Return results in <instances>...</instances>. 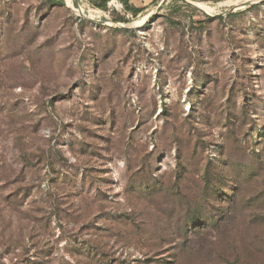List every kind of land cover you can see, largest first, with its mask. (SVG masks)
I'll list each match as a JSON object with an SVG mask.
<instances>
[{"label":"rangeland","instance_id":"1","mask_svg":"<svg viewBox=\"0 0 264 264\" xmlns=\"http://www.w3.org/2000/svg\"><path fill=\"white\" fill-rule=\"evenodd\" d=\"M91 1L0 0V264H264V0Z\"/></svg>","mask_w":264,"mask_h":264},{"label":"trees","instance_id":"2","mask_svg":"<svg viewBox=\"0 0 264 264\" xmlns=\"http://www.w3.org/2000/svg\"><path fill=\"white\" fill-rule=\"evenodd\" d=\"M91 2L95 7L102 9V10H107L108 9V3L110 2V0H92ZM123 3L125 5L126 9L128 11L132 12V14L134 16H137L138 14H140L142 12V9L132 7L129 4L128 0H123Z\"/></svg>","mask_w":264,"mask_h":264},{"label":"water","instance_id":"3","mask_svg":"<svg viewBox=\"0 0 264 264\" xmlns=\"http://www.w3.org/2000/svg\"><path fill=\"white\" fill-rule=\"evenodd\" d=\"M182 1H184L185 3H187V4H189V5L193 6V7H198L196 5V2H192V1H189V0H182ZM101 23L105 24L104 22H101ZM111 26H114V27H117V28H122V29L126 28V27H124V26H122L120 24H111Z\"/></svg>","mask_w":264,"mask_h":264},{"label":"bare ground","instance_id":"4","mask_svg":"<svg viewBox=\"0 0 264 264\" xmlns=\"http://www.w3.org/2000/svg\"><path fill=\"white\" fill-rule=\"evenodd\" d=\"M201 8L203 9V11L208 12V13L213 11V9L209 7L207 4H202Z\"/></svg>","mask_w":264,"mask_h":264}]
</instances>
